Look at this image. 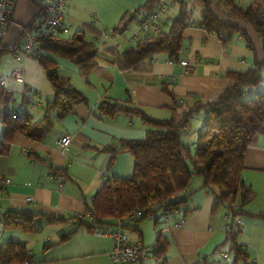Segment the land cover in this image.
Segmentation results:
<instances>
[{
    "label": "crops",
    "instance_id": "crops-1",
    "mask_svg": "<svg viewBox=\"0 0 264 264\" xmlns=\"http://www.w3.org/2000/svg\"><path fill=\"white\" fill-rule=\"evenodd\" d=\"M53 1L17 0L12 23L8 25L6 35L0 41V56L3 55L5 62H8L6 68H10V71L14 68L18 69L23 79V83L15 81L22 89L21 93L7 89L13 94L8 111L27 113L36 122L43 117V106L51 97V89L44 70L36 59L23 58L16 61L15 56L22 54L24 41L22 28L31 23L40 6L46 11ZM146 1L66 0L63 20L68 26L66 34L72 35L82 31L86 40L94 41L97 45L98 64L85 78L78 74L76 65L72 61L56 58L58 70L69 76L71 83L85 95L86 103L74 105L71 112L55 122L40 141H32L16 135L6 153L0 156V174L3 176L0 200L5 201V205H0V213L6 210H26L58 218L52 221H47L43 217L38 218L29 232L40 231L46 223L67 220L66 215H74L76 211H80L84 203L83 195L90 196L88 202H85V215L88 216V220L80 214L71 217L74 228L69 232L64 228L49 232L41 239L47 243L45 248L57 244L64 245L80 228L92 233L93 229L81 222L89 224L91 221L88 206L95 192L106 179L131 177L133 160L130 154L126 150H120L112 165L108 167L109 155L102 148L118 145L121 140L143 138L147 128L137 117H128L123 113H117L112 117L99 115L97 105L101 101L128 99L133 105L143 109L147 115L157 119H168L173 114L169 108L172 103H177L176 113L179 114L189 109L196 101L215 100L231 83L225 76L227 71L244 72L256 65L260 66L261 81L248 92V95L254 97L258 92H264V48L260 39L250 25L226 18L222 9L215 7L211 8V11L220 21L230 23L239 30L235 31L226 43L217 34L208 33L198 25V20L203 15L202 8L196 16L185 8L192 20L185 29L178 61H171L162 55H154L141 64V69L119 70L114 63L116 54L134 47L140 39L166 29L170 19L181 7L180 1L165 0L157 13L156 26L149 27L134 39V32L153 13L147 14L142 10ZM237 1L239 4L241 2L246 4L252 0ZM183 3L185 5L184 0ZM132 20H137L136 29L129 36L123 35L122 33L130 27L127 26V22ZM244 36L249 41L251 49L245 46ZM38 41L36 49L39 52ZM8 52L12 53L11 61ZM182 60L187 62V67L183 68L180 65ZM186 68L190 69L189 72L184 71ZM0 80L3 86L7 84V80L3 81L1 78ZM162 87L166 91H163ZM200 112L201 114L198 113L195 118L190 119L187 127L182 131V141L191 148L194 147L197 132L202 127L205 117V112L203 110ZM2 130L3 122L0 116V133ZM66 133L72 136V140L66 147L61 148L57 140ZM243 164L241 179L253 191V195L243 209L249 213L262 212L264 211V133L248 144ZM66 179L70 182L66 185V190L56 193L53 190L54 186L56 185L57 190H60L59 183L63 188ZM5 180L9 182L5 183ZM200 187L201 179L197 176L193 177L189 185L192 193L186 202L187 208L183 214L169 223L167 228L157 230L168 241V248L163 257L165 264H207L209 249L215 248L222 240V230H230L232 220L227 222L225 219L220 222V219L216 218V208H213L216 203L214 196L210 197L208 190ZM28 197L32 198V202L26 201ZM236 217L238 224L243 227L242 243L246 246L248 255L245 254L249 256L251 263L264 264V219L243 214ZM119 220L100 227L108 226V230H111ZM127 222L123 228L129 227ZM3 230L9 229L3 228ZM13 234L8 232L6 237L0 239V245L7 242L22 243L27 253L31 255L32 264H37L24 241L12 240ZM158 234L156 233L155 239L149 246L156 245ZM95 236L109 239L110 244L106 252L102 253L111 263L108 253L113 247L112 239L106 235ZM131 242L140 243L143 247L148 246H144L142 237ZM152 253L137 263L153 262L150 260V258L155 259ZM221 257L228 260L227 253H221ZM104 260L107 264V260L105 258ZM155 260L154 264L162 263L161 260Z\"/></svg>",
    "mask_w": 264,
    "mask_h": 264
},
{
    "label": "trees",
    "instance_id": "trees-1",
    "mask_svg": "<svg viewBox=\"0 0 264 264\" xmlns=\"http://www.w3.org/2000/svg\"><path fill=\"white\" fill-rule=\"evenodd\" d=\"M174 1H180L181 7L170 19L166 29L144 37L134 47L116 54L114 63L119 70L141 69V64L154 55L178 61L184 32L192 18L183 0ZM198 1L203 9V15L198 20L202 29L217 34L224 43L230 40L235 31H239L234 25L220 21L211 11L214 7L221 8L226 18L250 25L264 48V0H252L246 7L241 6L237 0ZM158 3L159 0H147L142 10L150 14ZM45 17V8L40 6L31 23L24 27L32 29L36 23L37 30L45 31V35L38 41L40 56L36 60L44 70L51 97L43 106V117L36 122L27 113L8 111L13 94L0 80V116L3 122L0 156L6 153L16 135L40 141L55 122L71 112L74 105L86 103L85 95L71 83L69 76L58 70L56 58L72 61L78 74L85 78L98 64L97 45L94 41L86 40L82 31L66 36L48 30L44 23ZM244 43L248 49L252 48L245 36ZM259 67L256 65L244 72L227 71L225 76L231 83L215 100L196 101L179 114L176 113L177 103L174 102L169 106L173 114L168 119L153 118L128 99L101 101L97 105L99 115L112 117L123 113L128 117H137L147 130L143 138L121 140L118 145L102 148L109 155L108 167L120 150H126L133 160L132 174L127 179L104 180L88 206L91 221L89 224L81 223L94 229L111 225L133 212H140L135 222L156 210L164 216L171 215L186 204L192 193L189 185L192 178L197 176L201 179V189H212L214 192L217 200L213 208L223 204L226 213L231 215V227L226 233L233 243L231 248L236 259L241 258L246 264H254L235 242V235L240 229H233L236 223L233 218L243 214L264 219V211L249 213L243 209L252 190L241 179L247 146L264 133V92H258L254 97L248 95L261 81ZM162 90L166 91L164 87ZM200 110L205 112V117L197 132L194 147L191 148L182 141V131ZM153 204H156L155 209L151 208ZM41 217L47 221L58 219L26 210H6L0 213L4 229L20 228L25 232L31 231L36 220ZM155 243L153 257L165 264L163 257L168 241L159 233ZM0 264H32V258L22 243L7 242L0 245Z\"/></svg>",
    "mask_w": 264,
    "mask_h": 264
},
{
    "label": "rangeland",
    "instance_id": "rangeland-1",
    "mask_svg": "<svg viewBox=\"0 0 264 264\" xmlns=\"http://www.w3.org/2000/svg\"><path fill=\"white\" fill-rule=\"evenodd\" d=\"M184 2H185L184 5L185 8L189 9L193 16H196L198 11H200V9L202 8L198 0H196L195 2H193V0H184ZM250 3L251 2L244 4L243 2H241L240 4H243V6L246 7ZM136 21L137 20L128 21L127 26L130 25V27L127 28L122 34L125 36L131 35L133 30H135L137 27ZM68 35L69 34H66V36ZM11 54H12L11 52H8L10 61H11ZM27 59H36V57H31ZM7 63L8 62H5L4 56L3 55L0 56V78L3 81L7 80V84L4 85V87L8 90L21 93L22 89L20 88V86L17 85L15 80L10 77L11 76L10 68H6L5 66ZM18 110L19 108H17L16 111ZM198 113L201 114L200 111ZM198 113H196V115H193V117L195 118ZM2 180H3V176L0 174V190L2 188L1 187ZM64 183L65 184L63 188L61 187L62 184H60V187L58 188L60 190H57L56 185L54 186L53 190L56 193H62L64 190H66V185L70 182L68 179H66ZM23 185H26V183H23ZM207 190H208V195L210 197L214 196L216 201L217 198L214 192L212 191V189L211 190L207 189ZM215 190L216 188H214V191ZM83 197H84V203L82 204L80 211H76L74 215H66L67 220L64 221L56 220L50 223H46L41 228L40 231L35 230L33 232L26 233L18 229L3 230L2 224L0 223V239L6 237L8 232H13L14 234L12 240L19 241L21 239V241H24L25 242L24 244L26 245L27 249L34 255L37 264H106L104 258L107 260V257L102 252H106L107 250L106 248L109 246L110 241L107 238L96 237L94 235V232H98V231L101 232L104 230H108V226L104 228L95 227L92 233L86 232L83 228H80L71 236L70 240L66 242L64 245L57 244L53 247L45 248V245H47V243L41 241V239L45 237L47 234H49V232L59 230L61 228L66 229L68 232L72 230L74 228V223L71 217L74 218L80 214V216L84 215L85 220H88V216L85 215L86 214L85 202L86 203L88 202L90 196L84 194ZM0 205H5V201L0 200ZM151 208L155 209L156 204H153ZM186 208H187L186 204L182 205L180 209H178L177 212L172 216H170L169 218H165V216H163L159 210H156L153 213L149 214L147 217L143 218L142 220L135 222V220L139 219V216L136 215L133 221L127 222V225L129 227L123 228V231L130 242L131 240L137 241L142 237L144 246L147 245L149 246L150 244H152L153 240L155 239L156 233L157 234L159 233V231L157 230H159L160 228H167L168 224L171 223L173 220L178 219L180 215L183 214ZM226 211L227 210L223 204H219L218 207L216 208L215 215L217 219H220V222L225 219L227 222L231 221V215H228ZM233 219L235 222L238 221V217H234ZM233 229H235V231H237L236 229H240V232H237L235 235V242L236 244L242 246V249L248 255L246 251V246L243 245L242 243V234H243L242 225H239L237 222V224L235 223L233 225ZM225 232L226 231L222 230L223 233L222 240L219 243H217L216 247L209 249V253L207 255L208 258L207 264H218V262H220L221 264H246L245 262H243L241 258L236 259L234 250L231 248L233 243L231 239L228 237L227 233L225 237ZM2 235L4 236L2 237ZM221 253L228 254L227 261L221 257ZM150 260L153 262L147 261L144 264L156 263L155 259L150 258ZM248 260L250 261L249 256H248ZM107 264H111V263L107 260ZM135 264H139V263H135Z\"/></svg>",
    "mask_w": 264,
    "mask_h": 264
},
{
    "label": "built area",
    "instance_id": "built-area-1",
    "mask_svg": "<svg viewBox=\"0 0 264 264\" xmlns=\"http://www.w3.org/2000/svg\"><path fill=\"white\" fill-rule=\"evenodd\" d=\"M17 0H0V41L4 38L7 33V27L12 23V14ZM65 3L66 0H54L46 9L45 26L47 29L61 34H66L68 32V26L64 23V13H65ZM164 0H159L156 11H153L151 15L142 23L136 32H134V39H137L144 31H147L149 27H154L155 22L158 20L157 13ZM38 24H34L32 29L22 28V33L24 34L23 49L21 55H16L15 59L17 61L23 58L39 57L40 54L36 49V44L38 39L44 35V31L37 30ZM180 65L185 68L187 67V62L182 60ZM194 69V67H193ZM189 68L184 69L185 72H189ZM11 76L15 81L23 83L21 72L14 68L11 71ZM72 140V136L69 133L64 134L61 138L57 140V144L64 148ZM8 183V180L4 181ZM61 183H59L60 186ZM92 200V199H91ZM27 202H32V198H26ZM136 215H140V212H133L126 217L124 220L117 221L116 226L111 230H104L101 232H95L97 236H109L113 241L112 250L108 253L110 261L112 264H135L151 254L155 248L153 246L143 247L140 243H132L126 237L123 227L127 221H133ZM226 256V254H223Z\"/></svg>",
    "mask_w": 264,
    "mask_h": 264
}]
</instances>
